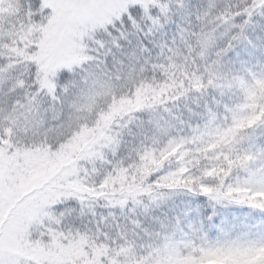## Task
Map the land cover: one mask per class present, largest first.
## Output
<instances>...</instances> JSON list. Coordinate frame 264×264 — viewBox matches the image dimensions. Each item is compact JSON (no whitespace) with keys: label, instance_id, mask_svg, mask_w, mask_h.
<instances>
[{"label":"snow or ice","instance_id":"snow-or-ice-1","mask_svg":"<svg viewBox=\"0 0 264 264\" xmlns=\"http://www.w3.org/2000/svg\"><path fill=\"white\" fill-rule=\"evenodd\" d=\"M257 7L264 9V0H259ZM174 8L181 10L174 11ZM30 10L27 22L34 24L37 30L32 37L36 43L29 45L28 52L38 55L42 51V42L50 39L74 43L84 59L74 64L72 71L63 67L57 71L52 77L56 85L54 91L43 87L45 81L41 80L40 65L29 62L28 82L31 92L36 94L22 101L29 109L39 112L43 107L42 98L63 107L61 94L67 95L66 86L79 74L87 87L83 91L77 90V96L68 101L71 106L83 92L99 89L109 79L114 65L125 67L141 56L144 61H149L154 54L161 56L165 51L169 63L176 59L178 51L186 54L185 62L187 57L195 61L198 76L202 74V79L196 80L200 91L207 87L216 89L221 96L234 92L240 95L239 102L235 103L214 98L215 107L205 106L203 122L191 126L190 138L179 142L169 140L163 148L154 151H149V146L144 144L135 161L131 157L125 160L121 155V148L126 143L122 133L116 132L113 139L106 141L107 147L101 144L105 170L94 173L89 168L83 174L89 181L95 179L101 184L108 179L109 173L114 174L134 162L139 164L149 158L156 162L158 151L161 158L170 157L175 166L165 159L164 165L148 177V185L165 190L182 188L192 197L188 201L190 205L208 203L213 207L201 218L199 227L195 223L189 225L185 239L180 243L169 241L166 234L161 239L159 230L153 235L143 222H133L132 227L136 230L133 235L139 233L144 244L139 247L117 231L118 225L114 221L107 236L100 222H96L99 229L97 243H108L109 255H115L111 249L133 243L139 254L137 259L144 257L146 264H155L158 258H162L163 264H264V227L257 225V231L253 232L247 225H237L227 216H220L215 208L216 205H233L264 214V137L260 135L264 132V94L257 87L264 86V65L259 72L248 66L249 58L264 49V40L260 36L247 37L242 56L238 49L245 41L241 36L224 34L220 38L214 37L206 54L200 55L201 49L194 51L188 47L192 33L187 28L192 13L182 5L169 4L167 11L161 13L156 5L146 12L144 5L136 0L126 3L123 0H33ZM254 10L238 13L231 22L235 24L239 20L243 27L253 18ZM157 14H160L158 19ZM169 16L172 19H168ZM224 20L228 22V17ZM169 24L176 26L170 39L166 30ZM49 33H53L51 37ZM161 35L164 39H158ZM13 39L6 37L4 43L10 44ZM177 43L183 47H174ZM236 63L241 65L240 69L235 67ZM193 115L200 116L196 112ZM177 144L181 145L179 150ZM108 153L112 158L103 159ZM5 182L6 178L0 177V264H90V261L94 264L90 249L87 258L71 262L64 258L59 248L51 246L54 236L67 233L70 228L73 233L89 231L85 227L87 221L83 209L91 202V197L87 200L79 196L45 199L43 193L48 187L45 184L12 200L4 194ZM144 191L150 193L149 204L157 202L149 188ZM127 195L132 197L129 203L134 206L140 202L135 200L136 193ZM143 199L141 197V201ZM150 211L145 206V212ZM112 238L117 241L115 245ZM103 264H109L108 260L104 259Z\"/></svg>","mask_w":264,"mask_h":264},{"label":"trees","instance_id":"trees-1","mask_svg":"<svg viewBox=\"0 0 264 264\" xmlns=\"http://www.w3.org/2000/svg\"><path fill=\"white\" fill-rule=\"evenodd\" d=\"M156 4L144 5L147 12L152 5L160 7V12L167 11V5H182L185 10H190L192 19L188 21L187 31L192 33L189 36L190 43L188 47L194 51L201 49L200 55H205L208 48L213 43V38H220L224 34L231 35L237 33L245 43H241L238 49L242 56L246 48V39L251 36L255 38L260 36L264 40V9L257 7L258 0H152ZM33 0H0V70L10 63L20 62L21 56H8L5 50L16 43V37L24 32H29L28 38L31 44L36 43L32 39L36 32V26L30 22L31 4ZM255 9L253 18L241 27V22H231L232 18L238 13L247 9ZM174 11H180V8H174ZM160 14H157V19ZM228 17L225 22L224 17ZM168 19H172L171 16ZM187 19V18H185ZM13 29L15 38L10 44L4 43L3 30ZM168 38L170 39L176 32V26L169 24L167 27ZM158 39H164L161 35ZM259 43V41H257ZM174 47L182 48L183 45L177 43ZM185 53L177 52L176 59L171 63L165 59L168 52H163L161 56L153 55L149 61H144L141 56L138 60H131L125 67L114 65V70L109 74V79L105 81L110 92L104 96L98 97V109L100 113L108 114L107 106L112 103L115 109L112 111L111 119V137L114 138L116 132L122 133V139L126 143L121 148V155L125 160L135 156L144 144L149 146V151L163 148L169 140L181 141L192 136V128L199 121L203 122L206 115L205 106L215 107V100L221 102L235 103L239 102V93L220 95L219 91L205 87L200 91L196 87V80L202 79V74L198 76L197 65L191 57H187L185 62ZM17 56V55H16ZM249 67L259 72L264 65V49L257 51L254 57L249 58ZM7 60V63L4 61ZM26 67V65H24ZM240 69L239 63L235 64ZM14 74L7 75L0 83V147L6 151L9 145L31 148L40 146L47 147L46 144L31 135L29 138L20 125L14 124L12 118L17 112L15 109L24 105L22 101L31 94V87L28 82L30 69L27 68L28 76L23 78L22 67H16ZM243 75V73H241ZM102 83L103 84H105ZM56 87V85H55ZM261 94H264V86L257 85ZM67 95L63 97V107L56 103V106L64 114V118L56 120L54 124L63 123L67 120V115L72 111L68 101L75 97L69 86H66ZM15 102V103H14ZM72 105V104H71ZM143 109V111H139ZM193 112L200 114L194 116ZM95 119V118H94ZM131 122V126H130ZM16 127H15V126ZM65 134L63 140L69 135ZM264 137V132L260 133ZM33 137V138H31ZM135 137V140L133 139ZM37 139V141H35ZM40 141V142H38ZM38 142V143H37ZM181 147L177 144V150ZM3 150V151H4ZM187 151H192L188 149ZM112 158L108 153L103 159ZM165 159L172 167L175 163L170 157L161 158L159 152L156 153V162L151 158L141 160L139 164L135 162L127 168L117 170L114 174L109 173L108 179L103 183L97 184L95 179L89 181L83 175L84 186L88 188L91 194L80 197L87 200L91 197V202L85 206L83 212L86 214L85 227L88 232L73 233L71 228L67 233L60 232L59 236L65 239L80 241L86 247V251L92 250L99 253V263L104 259L111 260L113 264H146L144 257H138L133 243H125L115 251V255H109L108 243H97L99 240V229L96 228V222H100V227L105 229V236L112 231L115 222L118 225L117 231L121 235H126L127 241L134 242L135 245L143 247V241L139 238V233L133 235L136 231L132 227L133 222H143L152 230L153 235L163 239L167 235L169 241L180 243L185 239V233L189 225L195 223L199 227V222L203 216H206L212 210V205L205 203L202 206L189 204L192 200L191 195L184 192L182 188L175 190L158 189L156 185H148V177L159 170L165 163ZM85 172L90 168L92 172L104 171L102 158L94 162L84 163ZM149 188L151 194L156 196V203L149 204L147 199L149 192L144 189ZM128 193H136L135 200L140 201L135 206L129 203L132 197ZM72 196H76L73 195ZM141 197L144 199L141 201ZM122 201V203H121ZM126 205V206H125ZM145 206L151 209L145 212ZM216 212L220 216H227L237 225H247L248 229L255 232L256 226L264 227V214L253 212L246 207H236L233 205H216ZM107 218V222H106ZM207 227V222H205ZM95 237V238H94ZM214 238V237H213ZM115 245L117 241L112 238ZM115 257L114 260L113 257ZM111 262V263H112ZM155 264H163L162 258H158Z\"/></svg>","mask_w":264,"mask_h":264},{"label":"rangeland","instance_id":"rangeland-1","mask_svg":"<svg viewBox=\"0 0 264 264\" xmlns=\"http://www.w3.org/2000/svg\"><path fill=\"white\" fill-rule=\"evenodd\" d=\"M123 2L126 3L127 0H123ZM136 2L145 6L156 4L152 0H136ZM258 2L259 0L257 4ZM3 32L4 37L15 38L16 36L13 29L3 30ZM52 34L49 33V37ZM0 36L2 35L0 34ZM28 36L29 32L20 34V37H16L15 45L5 50L6 55L21 56L23 59L17 63H10L0 70V83H3L7 75L14 74L13 70L20 66L24 69L21 77H27L26 70L29 69V62L34 61L40 65V70L43 73L41 76V80L45 81L43 87H50V91H54L55 83L52 77L56 76L57 71L62 67L72 71V66L81 63L84 58L79 54L74 43L52 42L50 39L42 42V51L38 55H33L28 52V47L31 44ZM68 86L75 97L78 89L83 91L87 87L81 82L79 74L72 78V82ZM108 86L105 82L99 89L83 92V95L72 103V111L67 115L66 122L62 124H54L61 118L60 109L55 102H50L46 98H42L43 107L39 112L29 109L25 104L15 109L17 112L12 118L13 123L25 129L23 132L26 133L27 138H29L30 131L32 136L33 133L37 135L34 137H37L47 147L43 145L40 148H24L9 145L6 151L0 147V177L6 178L4 194L7 198L16 200L25 191H31L45 184L48 185L43 193L45 199L72 196V194L79 197L91 194L92 191L86 188L83 182V174L86 169L84 163L98 160L101 157V144L107 147L106 141L112 139V119L110 117L115 106L109 103L108 114L106 112L105 117H102L104 113L99 112L97 103L99 96L110 92ZM35 95V93L29 94L32 97ZM66 133L69 136L63 140L62 137H65ZM51 246L59 248L64 258L71 262L81 257H88V252L82 242L67 240L60 237L59 234L54 236ZM91 253L94 264H103L99 263L100 254L98 252L95 253L91 250ZM108 262L113 264L111 260Z\"/></svg>","mask_w":264,"mask_h":264}]
</instances>
